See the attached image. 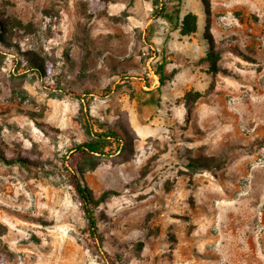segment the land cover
<instances>
[{"label": "rangeland", "instance_id": "1", "mask_svg": "<svg viewBox=\"0 0 264 264\" xmlns=\"http://www.w3.org/2000/svg\"><path fill=\"white\" fill-rule=\"evenodd\" d=\"M0 264H264V0H0Z\"/></svg>", "mask_w": 264, "mask_h": 264}, {"label": "trees", "instance_id": "2", "mask_svg": "<svg viewBox=\"0 0 264 264\" xmlns=\"http://www.w3.org/2000/svg\"><path fill=\"white\" fill-rule=\"evenodd\" d=\"M181 1V0H179ZM177 27L180 31V34L183 36H190L197 32L199 27V18L193 12L186 13L182 18L178 17L176 21ZM38 64V63H37ZM166 64V61H163L159 65V82L164 84L166 79L163 73V67ZM39 65V64H38ZM41 72L40 67L36 69ZM95 139L77 145L70 153L69 159L67 160V165L72 173V184L75 188V191L78 195L82 212L86 220L90 235L93 238L98 239V220L95 215V209L109 197L110 193H103L100 197L95 198L89 188L85 185L82 179V173L85 169L86 164H93V159L96 156H103L106 153L107 143L110 139L119 140L120 135L113 130H108L103 133H94ZM6 161V159H5ZM13 161V160H12ZM18 162H21L25 167L31 168L30 164L25 158L17 159ZM9 162V161H6ZM35 165V164H33ZM188 166L190 168H208V165L204 162L194 161L189 162Z\"/></svg>", "mask_w": 264, "mask_h": 264}]
</instances>
